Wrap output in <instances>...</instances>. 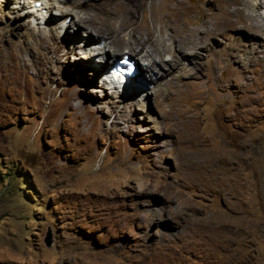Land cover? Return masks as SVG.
<instances>
[{
    "label": "rangeland",
    "instance_id": "rangeland-1",
    "mask_svg": "<svg viewBox=\"0 0 264 264\" xmlns=\"http://www.w3.org/2000/svg\"><path fill=\"white\" fill-rule=\"evenodd\" d=\"M60 1L0 0V264H264V0H93L186 37L122 93Z\"/></svg>",
    "mask_w": 264,
    "mask_h": 264
},
{
    "label": "bare ground",
    "instance_id": "bare-ground-1",
    "mask_svg": "<svg viewBox=\"0 0 264 264\" xmlns=\"http://www.w3.org/2000/svg\"><path fill=\"white\" fill-rule=\"evenodd\" d=\"M57 1H59V3H61L60 0H57ZM102 1H104V0H102ZM35 2H40L39 3L40 6L36 7L34 5L33 6L34 9H32V10L35 12H40V13L43 9H49V7H51V5H53L52 0H35ZM71 2L75 8H78L80 10H82L84 7H88L91 9H98L100 11V14L105 15L107 17L106 20L110 24L111 28L115 29L117 39L120 41V45H121V43L126 42L127 39L135 38V43L137 44V51L135 50V51H133V53L136 56V63L140 64V74H138L137 77L145 74V66L144 67L141 66V63H140L141 61H149L150 60L151 63H153V68H155L157 63H159L160 61L163 62V60H164L165 55L163 53H161V51L165 50L169 54L173 55L174 53H176L177 50L178 51L182 50L181 46L180 47H178V46L180 43H183V40H186V37H184L185 36L184 35L183 37H181L182 40L177 42V37L180 36V32L177 28L176 29L170 28V26H169V24H170L169 23V11L170 10H168L167 7L165 8L166 13H164V16H163V14L161 15V16H163V19H165V21H163L162 23H166V24L162 30V34L164 37L160 38V37L156 36V32H155L154 28H148L147 27L144 30H142L141 32H138V30H137L138 28L135 25V22L132 20L133 19L132 13L130 12V10L123 7L124 5L122 6L120 4L119 9H117L114 12H111L109 7H106L105 3L102 4V2H101V4H102L101 7H100V5L98 6V4H95L93 2V0H84V1L82 0L81 2L77 1V0H71ZM111 2H112V0H111ZM170 3H172V2H170ZM99 11H97V12H99ZM36 15H38V14H36ZM82 21H81V24L83 25ZM107 41H106V45L104 47H99V45H101L103 43V41L100 44L97 43L99 45L96 44V45H94V47L99 49V53H100L99 58L103 62H105L107 66L110 67V65H108L110 62H111V64H114L122 56H119L120 53H114L111 51V50H113L114 45L117 46V48L120 46V45H117L116 39L115 40L110 39ZM168 41L171 42L169 45L167 44ZM149 45L151 47H149ZM168 46H170V47H168ZM147 48H149V50ZM113 54H114V56H113ZM138 56H140V58ZM158 60H160V61L157 62ZM176 61H178V60H176ZM138 69H139V66H138ZM111 78L115 79V77H113V76H111ZM117 79L120 80L121 76L118 75L116 77V80ZM126 87H127V84L124 86L123 89H126Z\"/></svg>",
    "mask_w": 264,
    "mask_h": 264
},
{
    "label": "clouds",
    "instance_id": "clouds-1",
    "mask_svg": "<svg viewBox=\"0 0 264 264\" xmlns=\"http://www.w3.org/2000/svg\"><path fill=\"white\" fill-rule=\"evenodd\" d=\"M39 3L40 2H35V6L39 7ZM109 65L110 67L104 65V68L102 66L101 70L99 71L98 77L101 82H104L102 86H104L107 90H112V92L116 90L119 93H122L125 90L123 89L124 86L127 84L128 87L129 82L138 75V67L135 64V60L132 57L125 55L120 57L114 64ZM131 68L132 73H129L128 71L127 73L124 72L125 69L128 70ZM118 75L121 76L120 80H116ZM111 76L115 77V79H112Z\"/></svg>",
    "mask_w": 264,
    "mask_h": 264
},
{
    "label": "water",
    "instance_id": "water-1",
    "mask_svg": "<svg viewBox=\"0 0 264 264\" xmlns=\"http://www.w3.org/2000/svg\"><path fill=\"white\" fill-rule=\"evenodd\" d=\"M45 245H46L47 247H49V246L51 245L50 235H48L47 240L45 241Z\"/></svg>",
    "mask_w": 264,
    "mask_h": 264
},
{
    "label": "flooded vegetation",
    "instance_id": "flooded-vegetation-1",
    "mask_svg": "<svg viewBox=\"0 0 264 264\" xmlns=\"http://www.w3.org/2000/svg\"><path fill=\"white\" fill-rule=\"evenodd\" d=\"M139 65V74H140V64H138Z\"/></svg>",
    "mask_w": 264,
    "mask_h": 264
}]
</instances>
